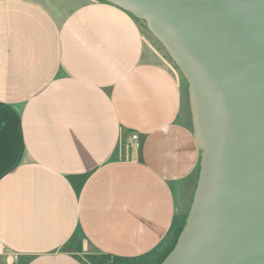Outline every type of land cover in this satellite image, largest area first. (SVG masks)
<instances>
[{
    "label": "crops",
    "instance_id": "1",
    "mask_svg": "<svg viewBox=\"0 0 264 264\" xmlns=\"http://www.w3.org/2000/svg\"><path fill=\"white\" fill-rule=\"evenodd\" d=\"M158 47L104 1L0 0L5 264H160L172 250L200 151L187 83Z\"/></svg>",
    "mask_w": 264,
    "mask_h": 264
},
{
    "label": "water",
    "instance_id": "2",
    "mask_svg": "<svg viewBox=\"0 0 264 264\" xmlns=\"http://www.w3.org/2000/svg\"><path fill=\"white\" fill-rule=\"evenodd\" d=\"M143 22L188 86L197 184L160 264H264V0H101Z\"/></svg>",
    "mask_w": 264,
    "mask_h": 264
},
{
    "label": "rangeland",
    "instance_id": "3",
    "mask_svg": "<svg viewBox=\"0 0 264 264\" xmlns=\"http://www.w3.org/2000/svg\"><path fill=\"white\" fill-rule=\"evenodd\" d=\"M139 22H140V25H141L142 29L146 32V34H147L148 36H150L152 40H154L155 42H157V41L151 36V34L148 32V30H147L145 24H144L143 22H141V21H139ZM157 44L159 45L158 49L162 50L163 54H165V56H167L166 52L163 50V48L160 46V44H159L158 42H157ZM167 59H169L168 56H167ZM169 60H170V59H169ZM170 61H171V60H170ZM171 63H172V62H171ZM172 65H173V63H172ZM173 66H174V65H173ZM176 70H177V69H176ZM177 71H178V70H177ZM178 72H179V71H178ZM7 259H8V257H7V255H5V253H4L3 255H1V256H0V264H5V262H6ZM4 260H5V261H4Z\"/></svg>",
    "mask_w": 264,
    "mask_h": 264
},
{
    "label": "built area",
    "instance_id": "4",
    "mask_svg": "<svg viewBox=\"0 0 264 264\" xmlns=\"http://www.w3.org/2000/svg\"><path fill=\"white\" fill-rule=\"evenodd\" d=\"M129 140L133 143V145H134V147L135 148H137L138 147V142H137V136L136 135H130L129 136ZM3 252H2V248H1V246H0V256L1 255H3L2 254ZM9 260V259H8Z\"/></svg>",
    "mask_w": 264,
    "mask_h": 264
},
{
    "label": "trees",
    "instance_id": "5",
    "mask_svg": "<svg viewBox=\"0 0 264 264\" xmlns=\"http://www.w3.org/2000/svg\"><path fill=\"white\" fill-rule=\"evenodd\" d=\"M101 1V0H100ZM103 262H105V261H103ZM106 264H107V262H106Z\"/></svg>",
    "mask_w": 264,
    "mask_h": 264
}]
</instances>
